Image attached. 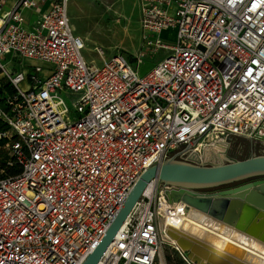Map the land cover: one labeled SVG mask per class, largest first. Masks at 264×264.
Wrapping results in <instances>:
<instances>
[{
	"label": "built area",
	"instance_id": "2783aa9c",
	"mask_svg": "<svg viewBox=\"0 0 264 264\" xmlns=\"http://www.w3.org/2000/svg\"><path fill=\"white\" fill-rule=\"evenodd\" d=\"M67 2L0 0V264H81L149 166L264 141V0H138L143 48L168 51L143 77L122 53L86 61ZM23 9L42 11L31 27ZM150 183L97 264H164L174 186Z\"/></svg>",
	"mask_w": 264,
	"mask_h": 264
},
{
	"label": "water",
	"instance_id": "95a60500",
	"mask_svg": "<svg viewBox=\"0 0 264 264\" xmlns=\"http://www.w3.org/2000/svg\"><path fill=\"white\" fill-rule=\"evenodd\" d=\"M176 157V153L172 154L161 164L149 166L142 172L105 234L81 264L99 262V258L112 243L115 233L144 193L146 186L156 179L163 184L174 186L165 190V195L169 201L181 200L184 203L183 212L189 214V210L194 209L205 216L197 215L196 219L207 224L211 230L229 235L250 249L260 247L261 251H264V154L214 165L194 164ZM248 177L255 178L213 192L194 190ZM245 223L247 224L244 225ZM182 226L181 229L185 224ZM191 233L192 237L188 234L185 236L183 230L172 227L168 230L169 236L176 241L177 246L186 251L194 262L261 264L258 257H249L248 251L237 252L231 246L226 247L222 257H219L217 253L220 252L215 253L207 249L208 243H214V238L209 233L205 234L197 229Z\"/></svg>",
	"mask_w": 264,
	"mask_h": 264
},
{
	"label": "rangeland",
	"instance_id": "374dc122",
	"mask_svg": "<svg viewBox=\"0 0 264 264\" xmlns=\"http://www.w3.org/2000/svg\"><path fill=\"white\" fill-rule=\"evenodd\" d=\"M67 13L75 33L84 41L82 54L88 62H93L96 65L101 64V59L96 49L103 51L105 59L110 58L116 53H122L131 61L134 69L137 71V75L143 77L153 68L158 59L168 53L164 49L150 52L143 48L142 30L139 25V5L136 0H68ZM162 37L171 43L174 40V33L170 31L163 32ZM139 52H143L144 55L137 65L134 58ZM37 63L39 62L30 59H22L21 61V64L24 66ZM60 95L67 105L71 107L72 99L64 94ZM262 140H264V137H262ZM5 152L6 149L0 145V155L5 154ZM201 152L203 161L199 164H221L228 161L244 159L251 155L264 154V141L260 142L241 136L227 135L218 139L217 142H213L212 145L204 146ZM255 177L243 178L219 185L198 187L194 188V190L199 192H213L240 184L244 181L246 182ZM196 221L200 222L198 220ZM201 224L207 225L204 223ZM159 231L162 241L160 256L163 263L186 264L174 247H172V244L166 240L161 227ZM253 250L259 251V253L264 252L261 251L260 247H256ZM167 256L169 257V263L166 260Z\"/></svg>",
	"mask_w": 264,
	"mask_h": 264
},
{
	"label": "bare ground",
	"instance_id": "6f19581e",
	"mask_svg": "<svg viewBox=\"0 0 264 264\" xmlns=\"http://www.w3.org/2000/svg\"><path fill=\"white\" fill-rule=\"evenodd\" d=\"M151 185L152 183H149L146 186L144 190V194H147L150 191V189L152 188ZM171 202H173L172 203L173 211H171L170 213H165L164 211H162L163 216L161 220L162 233L164 237L166 238V240L169 241L171 244L172 243L176 244V241L172 239L168 234V230L171 227L174 229L183 230V233L185 236H187L188 234L191 237H192L191 231L197 229L198 231L203 232L205 234L209 233L214 238V243H208L207 249L215 253L217 251L220 252V253H217L219 257H222L221 255L222 253L225 252L226 247L231 246V247H234L237 250V252H242V250L243 252L248 251L249 257H258L261 261V264H264V254H261L259 253V251L257 252L253 249H250L247 246L240 244L239 242L231 239L229 235H225L223 233H219V232H215L211 230L207 225L201 224L202 222L201 223L197 222L196 221L198 220L196 219L197 215H200L202 217H205V216L198 213L194 209L189 210L190 211L189 214L186 212H183L184 203L181 200L171 201ZM136 208H137V205L134 207L133 211H135ZM184 224H185L184 228L181 229V227H183L182 225ZM246 224L247 223H245L244 225ZM197 264H201V263H197Z\"/></svg>",
	"mask_w": 264,
	"mask_h": 264
},
{
	"label": "crops",
	"instance_id": "0c3cea01",
	"mask_svg": "<svg viewBox=\"0 0 264 264\" xmlns=\"http://www.w3.org/2000/svg\"><path fill=\"white\" fill-rule=\"evenodd\" d=\"M137 1H138V0H136V2H137ZM45 8H46V7L43 6L42 11H43ZM42 11H41V12H42ZM41 12H40V13H35V12L31 11L30 9H23V10H22V14H23L24 19H25V26H26V28H27V27H31V26L35 23V21L41 16V15H40ZM167 31H170V32L173 33V31H172L171 29H168V30L163 31V32H167ZM163 32H162V33H163ZM162 33H161V37H162ZM162 38H163V37H162ZM158 60H159V59H158ZM158 60H157V61H158ZM4 88H6L8 92H10V90H9L7 87H4Z\"/></svg>",
	"mask_w": 264,
	"mask_h": 264
},
{
	"label": "trees",
	"instance_id": "16d2710c",
	"mask_svg": "<svg viewBox=\"0 0 264 264\" xmlns=\"http://www.w3.org/2000/svg\"><path fill=\"white\" fill-rule=\"evenodd\" d=\"M6 87L10 90L9 86H6ZM6 128H7L6 124H4L2 121H0V132L6 130ZM4 143H6L5 139L1 138L0 139V145H3ZM166 260L169 263V257L168 256L166 257Z\"/></svg>",
	"mask_w": 264,
	"mask_h": 264
},
{
	"label": "flooded vegetation",
	"instance_id": "af4514ba",
	"mask_svg": "<svg viewBox=\"0 0 264 264\" xmlns=\"http://www.w3.org/2000/svg\"><path fill=\"white\" fill-rule=\"evenodd\" d=\"M248 181V180H247Z\"/></svg>",
	"mask_w": 264,
	"mask_h": 264
}]
</instances>
